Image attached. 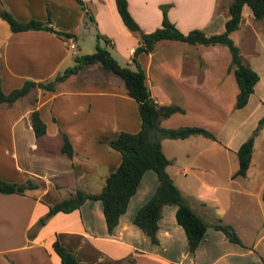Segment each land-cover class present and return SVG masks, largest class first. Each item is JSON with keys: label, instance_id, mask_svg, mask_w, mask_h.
I'll use <instances>...</instances> for the list:
<instances>
[{"label": "crops", "instance_id": "crops-1", "mask_svg": "<svg viewBox=\"0 0 264 264\" xmlns=\"http://www.w3.org/2000/svg\"><path fill=\"white\" fill-rule=\"evenodd\" d=\"M229 1L127 0V8L143 31L160 24L164 6L167 18L180 31L199 28L209 34L224 29ZM83 3L84 8L75 0H0V6L18 20L49 17L53 27L74 34L65 38L43 28L11 31L0 18V87L4 92L24 79L51 78L84 51L82 38L90 36L93 42L85 46L94 47L96 32L108 37L105 46L117 61L133 66L130 56L138 35L123 24L114 0ZM230 36L258 75L247 101L237 108L233 105L238 89L233 72L226 68L230 59L226 45L159 39L136 57L153 100L183 108L161 118L159 124L200 126L215 137L162 138L161 150L169 159L166 171L195 212L209 223L217 219L230 223L242 244L209 226L188 253L174 204L161 207L158 243H151L132 218L156 187L152 169L143 171L110 232L99 199H85L75 209L56 211L38 222L49 204L75 188L99 191L105 175L120 160L119 151L107 141L120 130L139 128L136 102L125 93L121 78L93 64L58 81L51 90L34 86L11 103H0V178L35 183L22 193L0 192V264H60L51 246L54 237L84 264H264L255 251L257 239L247 236L254 225L245 221L243 211L249 194L262 200L263 177L250 179V166L253 154H258L253 149L259 146L264 152V124L253 138L244 175H233L236 166L227 170V182L216 181L217 168L205 157L217 156L218 163L228 159L226 147L235 152L264 114V18L254 20L249 6L243 4L239 26ZM69 38L75 44L73 50L67 47ZM33 106L45 124L37 136L30 125ZM62 133L71 145L70 155L60 150Z\"/></svg>", "mask_w": 264, "mask_h": 264}, {"label": "trees", "instance_id": "trees-1", "mask_svg": "<svg viewBox=\"0 0 264 264\" xmlns=\"http://www.w3.org/2000/svg\"><path fill=\"white\" fill-rule=\"evenodd\" d=\"M75 1L81 8H84L83 0ZM114 2L123 24L128 30L138 35L139 42L133 47L130 56L133 66L120 64L105 46L109 42L108 37L96 32L94 49L91 52L75 54L73 63L57 71L51 78L37 81L24 79L19 86L13 87L7 92H4L0 87V103H11L34 86L43 90H51L58 81L76 74L83 67L96 64L103 71L111 72L120 77L125 93L136 102L140 119L139 128L136 131L120 130L107 141L110 148L119 151L120 160L116 168L105 175L99 191L88 192L78 187L75 188L73 193L49 204L44 217L39 218L38 222L42 223L46 216L56 211L67 212L75 209L85 199H99L106 229L110 232L117 223L119 215L125 210L127 200L135 191L143 171L152 169L156 175V187L152 194L136 209L132 218V222L141 229L151 243H158L156 229L161 207L164 204H174L175 220L184 230L188 253L194 251L205 229L209 226L220 230L226 239L242 244L240 237L230 223L222 222L219 219L209 223L195 212L185 201L180 190L166 171L165 167L169 163V159L161 150L160 140L162 138H182L190 134H201L212 139L215 137L212 132L200 126L163 127L159 124L161 118L175 111H183V108L172 103L159 104L153 100L145 83L144 70L141 68L136 56L139 52L149 51L159 39H175L188 43L224 44L227 46L230 55L226 68L233 72L238 89L235 95L234 107H241L247 101L258 75L243 60L237 44L230 36V32L239 26L243 4L249 6L254 20L264 18V0H230L227 5L228 16L224 21V29L221 32L209 34L199 28H191L186 32L180 31L167 18L164 6L161 8L160 24L150 31H143L131 16L127 8V0H114ZM85 11L87 14V9ZM0 18L8 23L11 31L43 28L65 38L74 35L71 30L53 27L49 17L45 21L37 19L22 21L15 18L10 11L2 6H0ZM99 39L102 40L104 45L99 44ZM263 124L264 114L258 118L249 135L236 148L237 168L233 175H244L251 157L253 138ZM30 125L36 136L42 134L45 130V124L34 106L30 111ZM60 150L67 155L72 152L71 145L63 133ZM34 186L35 183L29 179L24 182H12L0 178V192L3 193H22L25 189ZM261 199L264 201V189L261 193ZM51 246L60 264H84L77 260L73 252L62 245L56 237L52 239Z\"/></svg>", "mask_w": 264, "mask_h": 264}, {"label": "rangeland", "instance_id": "rangeland-1", "mask_svg": "<svg viewBox=\"0 0 264 264\" xmlns=\"http://www.w3.org/2000/svg\"><path fill=\"white\" fill-rule=\"evenodd\" d=\"M89 37L90 36H86V37L82 38V40H81V38L79 39V41L81 40L80 43L83 45V46H81V48H82V50H84L81 53L91 52L94 49L93 46L90 48L85 46V43H87V41H90ZM91 40L92 41H90V42H93L92 38H91ZM99 44L104 45V43L102 42L101 39H99ZM87 48H88V50H87ZM118 62L120 64H125L121 60H118ZM91 67L93 69H95V68L98 69L96 66H91ZM90 72H92V71L89 70V73ZM82 73L83 72H79L77 75L81 76ZM226 149H227V152L229 153L228 159L227 158L222 159L221 163H218L217 156L216 157H212V155H210V156L206 155L205 156L217 168L216 175L214 177L216 181L227 182V179H228L227 178V170L229 168H231V170H232L237 166V157H236V154H234L235 152L228 149V147H226ZM223 150H224V148L222 147V151ZM254 151L255 152L257 151L258 154L257 155L253 154L252 163L250 166V173H251L250 179H253L255 175L262 176L263 177V183H264V170L260 168V167H264V155H263L264 152L260 149L259 146H258V149L254 148L253 152ZM207 172L208 171H205L204 173L207 174ZM238 179H241V178H238ZM257 198H258V196L255 195L254 193L249 194L248 197L245 199L243 211H244L245 221H249V222H251L252 225H254V228L252 230L253 232L250 233V231H249L247 236L249 238H253L255 240L257 239L255 251L261 256V258H263V263H264V201L257 199ZM241 228H243V227L241 226ZM241 232L243 233L242 230H241Z\"/></svg>", "mask_w": 264, "mask_h": 264}, {"label": "built area", "instance_id": "built-area-1", "mask_svg": "<svg viewBox=\"0 0 264 264\" xmlns=\"http://www.w3.org/2000/svg\"><path fill=\"white\" fill-rule=\"evenodd\" d=\"M67 47L71 48L72 50L74 49L75 44H74L72 38H69Z\"/></svg>", "mask_w": 264, "mask_h": 264}]
</instances>
